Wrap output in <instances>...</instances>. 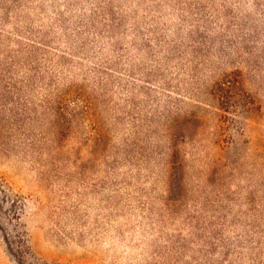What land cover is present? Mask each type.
I'll return each mask as SVG.
<instances>
[{"label": "rangeland", "instance_id": "rangeland-1", "mask_svg": "<svg viewBox=\"0 0 264 264\" xmlns=\"http://www.w3.org/2000/svg\"><path fill=\"white\" fill-rule=\"evenodd\" d=\"M2 185L36 263L264 264V0H0Z\"/></svg>", "mask_w": 264, "mask_h": 264}, {"label": "trees", "instance_id": "trees-1", "mask_svg": "<svg viewBox=\"0 0 264 264\" xmlns=\"http://www.w3.org/2000/svg\"><path fill=\"white\" fill-rule=\"evenodd\" d=\"M216 94L221 105L227 111L239 113L254 105V100L244 90L242 81L238 77H226L215 85ZM7 205L9 208H6ZM22 200L14 198L6 191L5 186L0 188V230L6 243L9 253L19 264H40L36 263L28 246V234L26 230H8L5 225L21 226L20 214L22 211ZM48 264V263H41Z\"/></svg>", "mask_w": 264, "mask_h": 264}]
</instances>
